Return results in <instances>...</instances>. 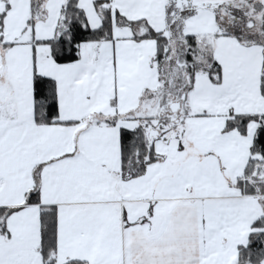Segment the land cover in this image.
<instances>
[{"label": "snow or ice", "instance_id": "1", "mask_svg": "<svg viewBox=\"0 0 264 264\" xmlns=\"http://www.w3.org/2000/svg\"><path fill=\"white\" fill-rule=\"evenodd\" d=\"M0 264H264V0H0Z\"/></svg>", "mask_w": 264, "mask_h": 264}]
</instances>
